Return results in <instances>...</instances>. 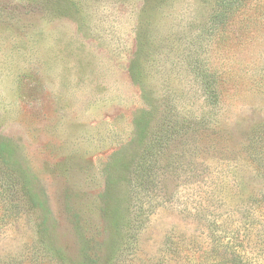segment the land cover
<instances>
[{"label":"rangeland","instance_id":"rangeland-1","mask_svg":"<svg viewBox=\"0 0 264 264\" xmlns=\"http://www.w3.org/2000/svg\"><path fill=\"white\" fill-rule=\"evenodd\" d=\"M212 4L0 0V157L34 203L21 198L22 219L5 224V264H215L214 235L238 236L248 264H264V160L249 155L264 139V0H245L200 42ZM199 43L218 77L213 109L186 62ZM147 103L160 107L151 127L195 123L156 162L139 141ZM141 167L157 182L141 199L147 214L107 262L104 190L121 200Z\"/></svg>","mask_w":264,"mask_h":264},{"label":"trees","instance_id":"trees-1","mask_svg":"<svg viewBox=\"0 0 264 264\" xmlns=\"http://www.w3.org/2000/svg\"><path fill=\"white\" fill-rule=\"evenodd\" d=\"M245 0H213V4L208 14L206 24L197 34L200 42L204 40V35L214 36L219 32H223L228 25L229 20L236 12L244 6ZM201 43L196 47H192V51L185 54L186 62L193 74V79L200 85L201 96L203 97L204 108L211 107L212 109L218 103V77L215 71H212L201 58L199 48ZM149 55H146L148 58ZM142 64L138 59H133L129 65V72L133 80L138 79L143 75ZM167 106H163L167 117H172L173 111L176 109L175 104L167 102ZM145 109L141 110V122L138 126L140 131V143L143 148V155L145 159L157 161L169 144L181 140V138L188 133H191L195 123L190 122H174L164 117L162 122L156 127H151L149 118L159 110V106H153L152 103H147ZM208 110H203L201 115L196 117L200 124L205 120ZM203 123V122H202ZM154 128V129H153ZM264 139L260 142L251 145L252 158L255 161L264 160ZM142 157V156H141ZM257 168L260 166L257 163ZM155 179L151 178L149 170L141 167L123 183V195L121 200L113 202L114 193H112L111 186L106 185L102 197V215L107 223L106 233L107 238L104 241L103 247L107 251L106 260L112 262L117 259L123 249L135 238L137 228H140L143 216L147 213L143 210L141 203L142 196L149 195L151 185L156 184ZM26 187L22 181V176L17 173L13 165L9 164L0 157V235L6 229V223L20 220L23 217L21 198H25L27 203L34 205L31 197L26 193ZM149 214V213H148ZM239 237H234L225 240V237L214 235L212 237L213 254L215 257L213 261L215 264H248L245 254L241 251V243H238ZM40 247V244H38ZM43 247V245H41ZM222 250L221 252L217 250ZM217 252V253H216ZM220 254V256H219ZM223 256V258H222ZM222 259H221V258ZM6 258L0 259V264H5Z\"/></svg>","mask_w":264,"mask_h":264}]
</instances>
